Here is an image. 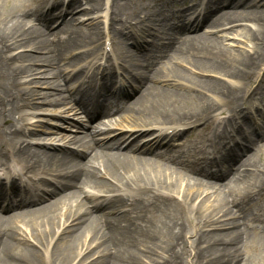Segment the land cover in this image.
Here are the masks:
<instances>
[{
  "label": "bare ground",
  "instance_id": "bare-ground-1",
  "mask_svg": "<svg viewBox=\"0 0 264 264\" xmlns=\"http://www.w3.org/2000/svg\"><path fill=\"white\" fill-rule=\"evenodd\" d=\"M250 222L264 0H0V264H264Z\"/></svg>",
  "mask_w": 264,
  "mask_h": 264
},
{
  "label": "rangeland",
  "instance_id": "rangeland-1",
  "mask_svg": "<svg viewBox=\"0 0 264 264\" xmlns=\"http://www.w3.org/2000/svg\"><path fill=\"white\" fill-rule=\"evenodd\" d=\"M147 0H137V2L139 3V4H141V3H143V2H146ZM105 12H104V10H103V12H101V13H99L98 14V16H99V21H104V16H105ZM82 18V17H81ZM85 19H87V17H83V19H80L81 21H79V22H77L75 25H74V27L75 28H79V29H81L82 28V22H83V20H85ZM243 25H245V26H248V27H252V24L251 23H249L248 21H246ZM37 26L39 27L40 25L37 23ZM41 27V26H40ZM102 27H103V25H102ZM205 29V28H204ZM208 31V30H207ZM230 34H234V33H231L230 32ZM146 38V40L147 41H153V38L152 37H150V36H147V37H145ZM127 43H129L128 45L131 47V49H132V51H135V49H134V46H133V44H134V42H133V40H129ZM227 44L228 43H231V44H233L234 46H235V48L236 49H238L237 47H245V45L243 44V43H240V42H238V41H236V42H231V41H228V42H226ZM144 45V47H145V49H148V48H150L149 47V44L147 45V44H143ZM95 47H96V45H94ZM103 47L104 46H101L99 49L98 48H96L97 49V51L99 52V53H101L102 51H100L101 50V48L103 49ZM111 47L112 46H110V47H108V49H107V47H105V49H107V50H109V49H111ZM95 49V50H96ZM70 84V83H69ZM62 86L64 87L65 85H64V82H62ZM65 94H66V92H64ZM73 95H75V94H73ZM123 100H122V102L123 103H127V98H126V96L125 95H122V96H120ZM76 98H78V97H76V95H75V99ZM258 107H261V105L258 103V102H253L252 103V105L250 106V107H248V108H246L245 110V114H250L251 115V117H253V118H255V117H257V108ZM29 113H31V111H28V112H26V114H29ZM82 123L83 124H88V118L86 117V116H82ZM60 139L61 138H58L57 139V143H60V144H62V142H59L60 141ZM72 148H74L75 146H73V145H70ZM204 181H206V180H204ZM261 201H263V200H261ZM260 237H262V239L264 238V235L263 234H261L260 233V235H259ZM190 262V258H188V256L186 255V257H185V260H184V263L183 264H187V263H189Z\"/></svg>",
  "mask_w": 264,
  "mask_h": 264
}]
</instances>
